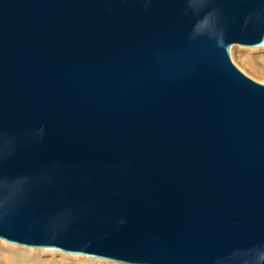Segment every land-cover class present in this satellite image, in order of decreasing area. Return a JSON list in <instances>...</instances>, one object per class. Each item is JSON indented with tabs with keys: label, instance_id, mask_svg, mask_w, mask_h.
I'll use <instances>...</instances> for the list:
<instances>
[{
	"label": "water",
	"instance_id": "1",
	"mask_svg": "<svg viewBox=\"0 0 264 264\" xmlns=\"http://www.w3.org/2000/svg\"><path fill=\"white\" fill-rule=\"evenodd\" d=\"M264 0H0V239L125 264H264Z\"/></svg>",
	"mask_w": 264,
	"mask_h": 264
},
{
	"label": "rangeland",
	"instance_id": "2",
	"mask_svg": "<svg viewBox=\"0 0 264 264\" xmlns=\"http://www.w3.org/2000/svg\"><path fill=\"white\" fill-rule=\"evenodd\" d=\"M229 53L233 63L243 73L255 81L264 83V44L261 46L233 44ZM15 251H22L27 257L19 264H35L38 259L46 262L61 261L60 264H125L104 258L67 253L54 248L22 246L3 239H0V264H4L2 262Z\"/></svg>",
	"mask_w": 264,
	"mask_h": 264
},
{
	"label": "bare ground",
	"instance_id": "3",
	"mask_svg": "<svg viewBox=\"0 0 264 264\" xmlns=\"http://www.w3.org/2000/svg\"><path fill=\"white\" fill-rule=\"evenodd\" d=\"M25 257H26V254L24 252L15 251L13 254L8 256L7 259L2 263H4V264H19L25 259ZM38 260H37V262L35 261V264H60V262H61V261H55V260H52L51 262L38 261ZM79 261H81V258Z\"/></svg>",
	"mask_w": 264,
	"mask_h": 264
}]
</instances>
